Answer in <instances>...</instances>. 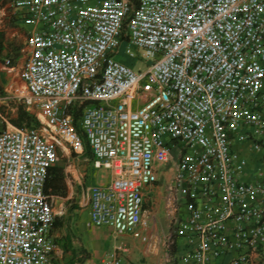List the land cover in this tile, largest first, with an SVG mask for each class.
<instances>
[{
  "label": "built area",
  "instance_id": "built-area-1",
  "mask_svg": "<svg viewBox=\"0 0 264 264\" xmlns=\"http://www.w3.org/2000/svg\"><path fill=\"white\" fill-rule=\"evenodd\" d=\"M1 2L29 32L5 92L44 127L0 112V264L62 257L46 182L59 151L83 155L85 140L112 175L81 183L91 226L133 237L161 264H264V0ZM123 44L147 67L124 61ZM246 147L260 153L256 171ZM168 163L173 228L158 234L146 200ZM129 252L123 241L101 264Z\"/></svg>",
  "mask_w": 264,
  "mask_h": 264
},
{
  "label": "rangeland",
  "instance_id": "rangeland-1",
  "mask_svg": "<svg viewBox=\"0 0 264 264\" xmlns=\"http://www.w3.org/2000/svg\"><path fill=\"white\" fill-rule=\"evenodd\" d=\"M28 28L25 27L19 20L14 16L13 12L6 8V4L1 2L0 0V34L1 36V56L0 60L5 63V65L0 66V112L5 115L9 120L13 123V119L18 116V108L20 104L17 100L13 97L8 96L5 92V86L12 82V81H19V68L22 64V53L23 48L25 46L26 39L28 37ZM131 49L136 55V58L131 57L130 55L126 54V49ZM122 54L120 57L124 59H128L131 61L130 63L134 65L136 69L138 68H146L148 62L146 61L143 55V50L139 49L135 46H130L127 44H123L121 47ZM11 64V65H10ZM143 87L145 91H148L150 88L149 83L145 80L143 82ZM146 97V95H145ZM38 118V124L33 125L32 127L43 129L44 125L42 123L41 118L37 113H34ZM14 124V123H13ZM25 126H29L24 124ZM7 125L1 122L0 118V130L5 129ZM178 147L173 148V156L177 158L178 156ZM247 151L249 152V148L247 147ZM72 157L73 165H76L77 172L76 175H73L74 171L68 173L67 179L71 181V185L74 187L77 194L80 192L78 191V184L77 181H80L86 185L90 184L93 181L92 178V157L91 155L83 154L77 156L76 154H72V152H68L67 150H60L59 151V158L58 161L54 164L57 166H61L64 168L66 166V162L68 160V156ZM89 158V159H88ZM172 163L165 164L162 168L161 180L158 184L160 185L161 190L163 191L162 194H156L152 192L151 195L146 200V207L150 212L151 216V230L157 232L158 234H168L172 231L173 228V221L171 216V209L168 208L167 204V183L170 180V167ZM95 172V171H94ZM87 173V174H86ZM80 176V179L78 178ZM65 176V175H64ZM64 182V187L58 192L60 195H67V182ZM76 181V182H75ZM86 183V184H85ZM80 188V187H79ZM76 196V195H75ZM79 198V197H78ZM55 211H60L63 207L67 206L66 200L62 199L61 197H52L51 198ZM74 199H71L70 202L74 205ZM78 200V199H77ZM59 219V227L66 224V232L68 236L73 239H77L78 235L74 233L72 226L74 227V220L72 216L67 218H63L62 215H57ZM61 225V226H60ZM107 228V227H104ZM108 229V228H107ZM109 230V229H108ZM110 233V232H109ZM111 234H109L110 236ZM72 240V239H71ZM127 240V242H132V237H126L116 239L114 238L112 244L115 243H122L123 241ZM144 245L143 243H141ZM113 247V246H112ZM142 251H140V258L138 261H143L144 257L142 256ZM153 255V253H151ZM84 257H76V254L73 253V249L65 250L62 257L59 258L55 264H82L85 260ZM94 264H99V261H94Z\"/></svg>",
  "mask_w": 264,
  "mask_h": 264
},
{
  "label": "crops",
  "instance_id": "crops-1",
  "mask_svg": "<svg viewBox=\"0 0 264 264\" xmlns=\"http://www.w3.org/2000/svg\"><path fill=\"white\" fill-rule=\"evenodd\" d=\"M124 61L131 64L130 63L131 61H129L128 59H124ZM246 145L249 146L250 145L249 142H247ZM249 156L254 159L251 165V170L256 171L258 168L261 167V164L258 161L260 153L249 148ZM91 163H92L91 174L93 178L92 183H97V182L104 183V182H108L111 180V176H112L111 171L98 170L93 166L92 161ZM74 166L75 167L72 168V171H74L73 175H76V173L78 172H77L76 165ZM69 168L70 167H67V162H66V166L62 168L65 178L67 180L66 181L67 187H68L67 195L63 196L58 193L51 194V195L52 197H56V198L61 197L62 199L66 200L67 206L63 207L60 211H56V212L58 213V215H62L63 218L72 216L74 220V227L72 226V229L74 230V233L78 235V238L73 239V237L70 238L68 236V233L66 232V224L62 225V227H59V224L54 225V235L56 236L57 241L59 242L60 246L63 249L62 253H64L65 250H69L72 248L73 253L76 254V257L81 258L85 256L84 258L85 261L82 264H94L93 263L94 261H99V264H101V260L105 256L106 252L108 250L113 249V247L119 243L114 242L112 244L114 238L116 237L112 233L110 228L107 227L109 229L108 230L107 228H104V227H95L89 224L90 207L85 202L84 197L82 195V185H81L82 182H81L80 176L78 175V178L80 179V181H77V182L75 181L78 184V191L80 192L79 194H77L74 187L71 185V181L67 179V176H68L67 171ZM152 192H155L156 194L163 193L160 185H154L149 189L147 193V198L151 195ZM74 198H75L74 200L75 204L72 205L70 200ZM109 234L111 235L109 236ZM116 239H119V238H116ZM125 242L126 244L130 246V252L125 256L124 264H161L162 263L161 255H156V254L152 255L148 253L146 251L145 244L142 245L140 241L134 239L133 237H132V242H127V240H125ZM140 251H142L143 253L142 254V256L144 257L143 261H138V259L141 257Z\"/></svg>",
  "mask_w": 264,
  "mask_h": 264
},
{
  "label": "trees",
  "instance_id": "trees-1",
  "mask_svg": "<svg viewBox=\"0 0 264 264\" xmlns=\"http://www.w3.org/2000/svg\"><path fill=\"white\" fill-rule=\"evenodd\" d=\"M2 34H0V43L2 41L1 39ZM1 50L2 47L0 45V56H1ZM5 65L3 61L0 60V66ZM11 65V64H10ZM81 115V110L75 111V120L78 122ZM13 123L17 126H24V124H27L29 126H33L35 124H38V118L35 114L29 112L24 105H20L18 108V116L14 118ZM85 154L91 155L93 159V153L91 150V147L89 145V142L85 140ZM65 182V176L63 173V169L60 166L53 165L50 167L48 172V178L46 182V191L48 194H55L58 193L63 187ZM60 223L59 219L56 218L55 224L58 225Z\"/></svg>",
  "mask_w": 264,
  "mask_h": 264
}]
</instances>
